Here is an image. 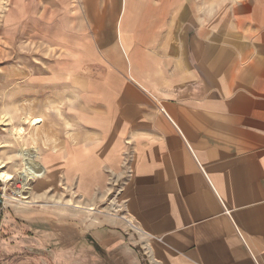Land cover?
Returning <instances> with one entry per match:
<instances>
[{
  "label": "crops",
  "instance_id": "crops-1",
  "mask_svg": "<svg viewBox=\"0 0 264 264\" xmlns=\"http://www.w3.org/2000/svg\"><path fill=\"white\" fill-rule=\"evenodd\" d=\"M131 1L114 3L110 20L129 79L91 87L109 115L89 117L78 144L42 152L47 167L27 198L2 204L0 264H264V32L244 45L208 38L229 35L221 20L263 26L264 3L190 33L199 25L189 9L173 19ZM138 10L159 20L149 38ZM59 173L83 193L113 179L119 203L59 219L57 202L39 203Z\"/></svg>",
  "mask_w": 264,
  "mask_h": 264
},
{
  "label": "rangeland",
  "instance_id": "rangeland-1",
  "mask_svg": "<svg viewBox=\"0 0 264 264\" xmlns=\"http://www.w3.org/2000/svg\"><path fill=\"white\" fill-rule=\"evenodd\" d=\"M84 1L8 0L4 8L0 1V163L15 176L9 182L0 179V187L3 203L9 207L23 199L22 194L14 193L15 188H22L17 174L22 169L23 155L41 159L42 152L61 151L85 140L82 132L88 129V118H102L110 113L102 100L89 98V89L100 81L120 78L121 74L129 79L125 73L128 65L124 57L118 56L114 26L110 24L114 3L118 8L122 2L90 0L92 4L85 6ZM133 1L156 3L161 14L172 12L173 19L187 18L189 9L190 17L199 25L190 33L213 29L218 18H232L235 10L248 14L251 2L264 3V0ZM137 13L139 33L149 38L155 21H159L157 15L143 10ZM232 23L231 19L227 23L221 20V31L229 35L222 39L209 34V40L220 39L222 44H228L237 38L244 45L255 38L253 34L264 32V25L245 23L235 29ZM116 32L122 33L117 26ZM168 32L167 25H159L161 38ZM120 60L123 72L117 68ZM33 117H41V125L32 126L29 119ZM18 126L24 129L22 139L12 134ZM43 166L47 167L44 163ZM36 182L30 201L37 196ZM116 187L112 179L103 188L83 193L72 177L59 173L52 183L41 188L48 199L39 203L57 202L59 219L72 218L73 214L76 218L93 219L119 203L115 198ZM90 207L94 209H85Z\"/></svg>",
  "mask_w": 264,
  "mask_h": 264
},
{
  "label": "bare ground",
  "instance_id": "bare-ground-1",
  "mask_svg": "<svg viewBox=\"0 0 264 264\" xmlns=\"http://www.w3.org/2000/svg\"><path fill=\"white\" fill-rule=\"evenodd\" d=\"M1 1V6L2 8H4L6 6V3L8 0H0ZM174 1H179V0H174ZM173 4H175V2H173ZM42 118L41 117H33L31 119H29V123L32 126H39L42 123ZM23 127L18 126L17 128L14 127V129L12 130V134L14 135L15 138L18 139H22L23 138ZM4 165H2L0 163V179L3 180V182H9L11 181L15 176L9 172L6 171L5 169H3ZM43 163L41 161V159L38 156L35 157H31L28 155H23L22 157V169H20V171H18L17 174V178L19 180V182L22 185V188H15L14 193H17L18 195L22 194L23 195V199L26 198L29 194V190L30 187L32 185V180L35 177H39L43 170ZM16 190H20V191H16ZM21 192V193H20ZM20 195V196H22ZM13 198V197H12ZM15 199V197H14ZM23 199H19L20 202H23ZM30 201H27V203ZM114 203V202H113ZM76 207H80V205L76 206ZM86 210H93L94 207H90V208H85Z\"/></svg>",
  "mask_w": 264,
  "mask_h": 264
},
{
  "label": "water",
  "instance_id": "water-1",
  "mask_svg": "<svg viewBox=\"0 0 264 264\" xmlns=\"http://www.w3.org/2000/svg\"><path fill=\"white\" fill-rule=\"evenodd\" d=\"M2 204H3V194H2V189L0 187V211H1Z\"/></svg>",
  "mask_w": 264,
  "mask_h": 264
}]
</instances>
